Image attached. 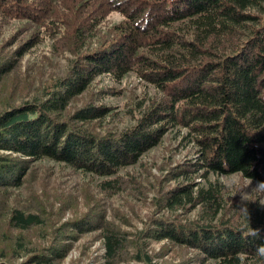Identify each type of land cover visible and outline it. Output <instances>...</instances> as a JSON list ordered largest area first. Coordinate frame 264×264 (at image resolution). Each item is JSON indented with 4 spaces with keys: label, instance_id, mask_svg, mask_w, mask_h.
<instances>
[{
    "label": "trees",
    "instance_id": "16d2710c",
    "mask_svg": "<svg viewBox=\"0 0 264 264\" xmlns=\"http://www.w3.org/2000/svg\"><path fill=\"white\" fill-rule=\"evenodd\" d=\"M43 44L48 50L32 78L21 75L23 56ZM4 49L0 222L7 228L0 230V264H59L70 249L66 239L83 232L99 233L107 264L125 257L175 264L153 261L145 252L150 241L192 252L176 264H264L257 251L264 205L244 204L236 218L225 213L218 180L264 181V0H0ZM41 66L52 74L32 98L13 102L24 90L21 77L38 78ZM128 75L151 94L129 110L130 126L105 128L114 115L106 100ZM173 131L194 146V157L169 171L174 184L155 198L136 238L105 211L54 225L36 196L16 199L31 166L45 160L97 178L102 195H131L135 180L121 172ZM31 229L47 244L27 242Z\"/></svg>",
    "mask_w": 264,
    "mask_h": 264
},
{
    "label": "rangeland",
    "instance_id": "374dc122",
    "mask_svg": "<svg viewBox=\"0 0 264 264\" xmlns=\"http://www.w3.org/2000/svg\"><path fill=\"white\" fill-rule=\"evenodd\" d=\"M47 50V44H43L36 51L26 53L18 67L21 75L27 73L32 78L31 71L36 67L35 61L39 54ZM8 52L10 49H4L0 55L5 56ZM58 69H62V63H59ZM40 70V76L34 80L27 75L21 77L18 83L24 82V90L17 89L12 97L13 102L18 103L21 100L30 99L38 92L41 83L52 74L51 68L41 66ZM28 78L29 81L25 82ZM41 78H43L42 81H40ZM8 79H10L9 83L14 82L13 76ZM116 88L119 89V94L106 100L107 105L113 106L114 115L105 120V128L112 130L130 126L133 122L129 117V110L147 96V89L133 75L126 76L120 84L116 85ZM147 91L151 94V90ZM178 133L177 131L167 133L160 143L146 152L135 165L121 172L126 178L131 177L135 180L134 186H131V195L128 193H120L113 197L102 195L99 192L97 178L71 172L60 163L45 160L31 166L23 187L16 192V199L22 201L24 197L36 196L44 209L45 219L50 218L54 225L75 222L84 213L105 211V217L125 235L136 238L154 210L155 198L166 187L174 184L169 171L194 157V146L182 141ZM198 180L200 179L196 178V181ZM218 180L223 187L225 213H232L236 218V210L244 204L255 200L264 205V191H257L254 188L256 183L242 179L239 175L220 176ZM187 214L190 218H194V211ZM5 228L7 226L1 221L0 230ZM65 230L69 232L68 228ZM10 232L14 237L16 231L10 230ZM24 236L26 241L32 245L47 244L46 238L42 237L37 229L25 232ZM71 236V239H66L71 241L70 249L59 264H107L103 257L104 249L98 232H83ZM4 243L5 237L1 236L0 246ZM145 252L153 255L155 262L175 264L181 262L185 256L192 254L167 241H150L145 247ZM127 256H132V254ZM116 264L143 263L136 258L125 257L122 262Z\"/></svg>",
    "mask_w": 264,
    "mask_h": 264
},
{
    "label": "clouds",
    "instance_id": "9594fccd",
    "mask_svg": "<svg viewBox=\"0 0 264 264\" xmlns=\"http://www.w3.org/2000/svg\"><path fill=\"white\" fill-rule=\"evenodd\" d=\"M245 187H247V185ZM254 188L257 191H264V181H258ZM242 200H244L243 196H242ZM257 251L259 255L264 256V246H261L260 248H258Z\"/></svg>",
    "mask_w": 264,
    "mask_h": 264
}]
</instances>
